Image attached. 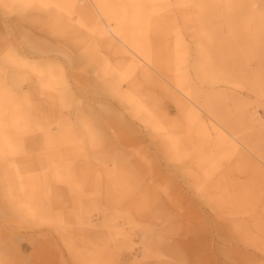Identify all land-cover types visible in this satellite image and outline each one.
I'll use <instances>...</instances> for the list:
<instances>
[{
  "label": "rangeland",
  "instance_id": "rangeland-1",
  "mask_svg": "<svg viewBox=\"0 0 264 264\" xmlns=\"http://www.w3.org/2000/svg\"><path fill=\"white\" fill-rule=\"evenodd\" d=\"M148 14L161 18L151 34L172 65L177 50L193 67L190 92L264 148V59L260 67L252 58L264 57V0H155ZM6 17L0 11L2 40ZM2 57L10 61L0 60V87L10 92L0 95V264H264V163L224 144L205 172L199 119L176 111L163 120H177L163 139L142 121L136 134L103 111L56 120L34 108L48 100L17 93L16 57ZM148 98L155 110L175 107L159 88ZM106 124L114 127L107 134ZM204 228L213 249L223 247L211 260L202 259L206 244L189 237Z\"/></svg>",
  "mask_w": 264,
  "mask_h": 264
},
{
  "label": "bare ground",
  "instance_id": "bare-ground-1",
  "mask_svg": "<svg viewBox=\"0 0 264 264\" xmlns=\"http://www.w3.org/2000/svg\"><path fill=\"white\" fill-rule=\"evenodd\" d=\"M154 1L0 0V11L7 16L3 25L8 33L7 39H0V56L11 52L16 57L17 65L13 66L15 71L11 77H18L17 93L25 99L48 100V105L37 103L34 108L50 112L56 120L65 117L70 122L68 116L82 115L86 108L90 114L103 111L118 116L119 126H127L136 134L139 133L137 121L149 126V132L155 134L170 124V128L177 124V120L170 122L173 111L177 117L192 115L195 120L199 119L198 128L204 137L200 159L205 172L211 165L213 152L224 144L240 158L252 160L253 157L264 163L263 147L259 150L249 137L242 139L232 133L213 113L208 97V101L201 103V96L190 92L188 84L193 67L187 62L182 64L184 61L177 50L172 65L174 60L170 59L168 50L151 34L152 27L161 19H152L148 14L154 8ZM13 11L19 13L16 19L10 17ZM252 58L263 67L264 57ZM0 60L10 61L7 57ZM91 64L94 66L90 70L82 72V66ZM157 88L175 107H168L164 112L153 108L148 97ZM9 92L7 85L0 87V95ZM81 98L84 104L70 105L69 100L80 102ZM165 119L170 121L164 123ZM108 126L103 128L105 134L114 128ZM62 130L55 138L65 134ZM212 132L216 136L213 144ZM78 135L81 136L80 131ZM170 135L169 132L166 138ZM161 136L163 139V132ZM116 138L123 143L127 140L125 136L102 137L107 142ZM121 141L113 142L119 145ZM170 143L176 145L171 138ZM8 146L11 147L6 143ZM194 231L190 230L191 243L206 244L208 257L202 259L211 260V254L223 249L220 246L213 249L212 242L217 241L210 237L209 229ZM218 236L225 238L217 232L215 238Z\"/></svg>",
  "mask_w": 264,
  "mask_h": 264
}]
</instances>
